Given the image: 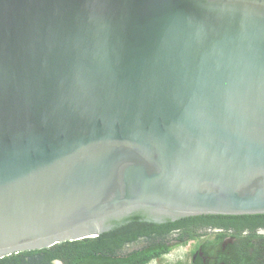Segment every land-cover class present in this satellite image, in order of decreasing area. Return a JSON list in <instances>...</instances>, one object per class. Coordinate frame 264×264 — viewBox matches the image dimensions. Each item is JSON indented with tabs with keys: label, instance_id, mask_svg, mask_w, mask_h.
<instances>
[{
	"label": "water",
	"instance_id": "water-1",
	"mask_svg": "<svg viewBox=\"0 0 264 264\" xmlns=\"http://www.w3.org/2000/svg\"><path fill=\"white\" fill-rule=\"evenodd\" d=\"M208 214H264V0H0V257Z\"/></svg>",
	"mask_w": 264,
	"mask_h": 264
},
{
	"label": "trees",
	"instance_id": "trees-1",
	"mask_svg": "<svg viewBox=\"0 0 264 264\" xmlns=\"http://www.w3.org/2000/svg\"><path fill=\"white\" fill-rule=\"evenodd\" d=\"M262 218L264 214L253 215H195L164 223L148 221H130L114 229L93 237L66 240L51 246L20 251L0 257V264H148L160 261L168 254L172 246L166 243L172 233L178 234L177 244L183 245L197 236V229L202 226H223L233 228L235 242L231 249L222 250L219 242L203 243L204 253L223 260L225 264H264V254L250 242L253 249L247 252L245 237L241 234L243 226H249V218ZM258 223H261L258 220ZM259 235L254 236L258 241ZM229 250V251H228ZM263 259V261L261 260ZM166 264H187L178 259Z\"/></svg>",
	"mask_w": 264,
	"mask_h": 264
},
{
	"label": "flooded vegetation",
	"instance_id": "flooded-vegetation-1",
	"mask_svg": "<svg viewBox=\"0 0 264 264\" xmlns=\"http://www.w3.org/2000/svg\"><path fill=\"white\" fill-rule=\"evenodd\" d=\"M249 220L251 221V224L249 226H243V228L241 229V234L246 238V250L248 252L249 250L253 249V247H251L250 245V242L252 240V244L256 245V247L260 249L261 253L264 254V217H250ZM258 220H260L261 223H258ZM255 235L260 236L259 244H257L258 241L254 240ZM168 239L170 240L167 241L166 244L168 246H172L171 250L180 246H188L187 251L184 254V258H180L182 261H186L187 264H225V262L223 260H220L218 257L211 256L207 253L205 254L202 250V244L211 242L214 245L219 242L222 250H225L226 248L230 250L231 246L235 242V238L233 236V228H226L217 225H207L198 228L197 236L194 239L188 240L183 245H176L178 240L177 233L170 234L168 236ZM261 260L263 261V259ZM251 261L252 260L250 258H247L245 264H250Z\"/></svg>",
	"mask_w": 264,
	"mask_h": 264
},
{
	"label": "rangeland",
	"instance_id": "rangeland-1",
	"mask_svg": "<svg viewBox=\"0 0 264 264\" xmlns=\"http://www.w3.org/2000/svg\"><path fill=\"white\" fill-rule=\"evenodd\" d=\"M188 246H180L172 249L168 254H166L162 260L157 261L153 260L149 262L148 264H166V263H172L176 261L177 259L184 258V254L187 251Z\"/></svg>",
	"mask_w": 264,
	"mask_h": 264
}]
</instances>
